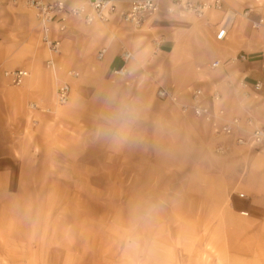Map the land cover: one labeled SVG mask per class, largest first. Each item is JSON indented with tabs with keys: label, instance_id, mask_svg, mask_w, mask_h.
Segmentation results:
<instances>
[{
	"label": "crops",
	"instance_id": "crops-1",
	"mask_svg": "<svg viewBox=\"0 0 264 264\" xmlns=\"http://www.w3.org/2000/svg\"><path fill=\"white\" fill-rule=\"evenodd\" d=\"M223 1V10L197 18L160 0L159 11L141 28L123 21L129 8L126 0H119L118 14L107 24L86 25L73 19L59 37L62 49L55 75L46 67L47 51L26 0H0V197L26 193L25 178L32 176L25 175L24 166L33 163L36 148L55 149L59 163L75 164L89 163V150L96 148L110 154L117 165L115 159L131 163L137 150L151 155L150 149L161 146L163 140L167 147H178L179 139L182 147L194 146L202 138L196 129L200 123L192 115H182L177 105L159 100V89L169 90L187 104L192 102L193 89L207 94L219 91L228 118L250 114L264 126V22L259 28L254 25L264 21V0ZM222 29L227 34L219 41L217 34ZM102 49L106 54L99 59ZM125 52L134 59L127 65L128 74L119 77L114 71L123 66ZM216 62L220 65L214 67ZM18 70L29 74L22 86L13 85L5 75ZM69 71L82 77H68ZM57 79L70 84L76 98L85 84L96 88L87 96L96 105L85 130L77 120L68 123L62 114L52 115ZM243 83L248 86V101L240 93ZM258 83L261 89L256 91ZM95 99L108 101L110 109L105 115L114 122L107 127L98 124ZM71 108L64 107L63 114L67 110L75 117L83 114L82 106ZM34 132L49 139L36 141ZM67 148L75 155L68 156ZM244 175L237 169L225 174L226 201L230 215L237 219L236 232L246 225L251 230V237L238 240L237 246L249 245L246 258L251 264H264V173L251 170ZM258 179H262L260 184Z\"/></svg>",
	"mask_w": 264,
	"mask_h": 264
},
{
	"label": "rangeland",
	"instance_id": "rangeland-1",
	"mask_svg": "<svg viewBox=\"0 0 264 264\" xmlns=\"http://www.w3.org/2000/svg\"><path fill=\"white\" fill-rule=\"evenodd\" d=\"M78 74L76 79L82 77ZM59 82L64 81L58 80L57 89ZM92 89L85 84L76 98L70 86L67 103L58 105L56 98L52 115L60 113L68 123L77 120L85 130L96 105L87 97ZM196 90L203 89L191 93ZM215 92L220 94L204 91L207 97ZM161 101L177 105L182 115L200 123L199 142L182 147L179 139L178 147H167L163 140L150 149L151 155L137 150L131 163L115 159L117 165L96 148L89 150L91 161L81 164L59 163L55 149H35L33 163L24 166L25 175L32 176L25 178L26 193L0 197V264H251L246 258L250 246H237L238 240L251 237V230L246 225L236 232L224 176L234 169L242 175L264 173V147L237 143L248 136L247 126L231 136L218 134L204 120L183 114L180 104L187 103ZM73 104L83 107L79 117L69 110L63 114L64 107L73 109ZM109 109L107 100H98L100 126L114 122L105 115ZM232 118L245 124L252 116ZM35 133L36 141L49 139ZM66 151L75 155L70 148ZM244 181L250 183L248 174Z\"/></svg>",
	"mask_w": 264,
	"mask_h": 264
},
{
	"label": "built area",
	"instance_id": "built-area-1",
	"mask_svg": "<svg viewBox=\"0 0 264 264\" xmlns=\"http://www.w3.org/2000/svg\"><path fill=\"white\" fill-rule=\"evenodd\" d=\"M171 5L202 18L210 11L223 10V0H212L198 2V0H167ZM129 5L128 10L123 13L122 19L125 23L135 28H141L146 20L157 13L160 7V0H126ZM25 7L34 12L39 25L40 40L47 51L46 67L53 74L58 71V58L61 55L62 41L60 35L66 32L71 20L76 19L86 25L95 23L107 24L118 14L119 0H26ZM263 24H254L259 28ZM227 34L226 29H222L217 34V40L222 41ZM160 43L158 44V46ZM106 54V49H102L98 58L102 59ZM134 59L132 53L125 52L122 55L123 66L114 71L119 77L128 74V63ZM220 62L213 66L217 67ZM6 77L10 78L15 86H22L28 78V72L18 70L7 72ZM68 76L77 78L76 72H68ZM244 97L248 99V86L243 83ZM261 84H256L255 90L259 91ZM70 94V85L67 82H59L57 89V104L67 103ZM157 96L160 99L170 100L179 104L178 98L168 90L159 89ZM221 106V107H219ZM183 114H193L196 118L204 120L210 124L218 134L231 136L238 131H244L245 126L251 128L245 138H239L237 143L242 146L264 147V127L259 126L252 118H248L245 124L239 118H228L227 111L222 105V97L218 92L206 96L203 90H196L192 94L191 104H180Z\"/></svg>",
	"mask_w": 264,
	"mask_h": 264
},
{
	"label": "bare ground",
	"instance_id": "bare-ground-1",
	"mask_svg": "<svg viewBox=\"0 0 264 264\" xmlns=\"http://www.w3.org/2000/svg\"><path fill=\"white\" fill-rule=\"evenodd\" d=\"M264 22V21H263Z\"/></svg>",
	"mask_w": 264,
	"mask_h": 264
}]
</instances>
